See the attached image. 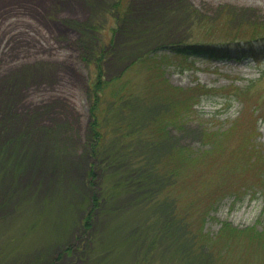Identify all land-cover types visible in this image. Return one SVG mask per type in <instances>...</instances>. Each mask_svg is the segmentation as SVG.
<instances>
[{
	"label": "rangeland",
	"instance_id": "374dc122",
	"mask_svg": "<svg viewBox=\"0 0 264 264\" xmlns=\"http://www.w3.org/2000/svg\"><path fill=\"white\" fill-rule=\"evenodd\" d=\"M121 2L0 0V264H264V165L236 166L264 163V116L235 90L264 95V49L150 52L192 41L194 10L264 22V0ZM147 53L174 84L215 88L166 135L144 129L171 118ZM234 120L209 151L202 122ZM135 126L142 138L126 137Z\"/></svg>",
	"mask_w": 264,
	"mask_h": 264
},
{
	"label": "trees",
	"instance_id": "16d2710c",
	"mask_svg": "<svg viewBox=\"0 0 264 264\" xmlns=\"http://www.w3.org/2000/svg\"><path fill=\"white\" fill-rule=\"evenodd\" d=\"M119 1V0H118ZM122 0L121 3H123ZM120 3V6H121ZM123 5V4H122ZM117 3L113 2V11L117 10ZM120 7L118 8V10ZM121 13V12H120ZM193 16V29L194 34L192 41L189 43H177L170 44L166 46H161L155 50L150 52L155 53L156 50L165 47V51L172 53V55L189 57L191 55H205L207 58H230V57H249L253 59H261L259 55H257V50L264 49V22L258 21H241L234 24L233 21L235 13L224 11V14H220L215 19L211 18H203L199 19L200 16L197 10H194L191 13ZM190 16V14H188ZM183 49V50H179ZM177 50H179L177 52ZM149 52V53H150ZM147 53V55L149 54ZM100 56V55H98ZM99 58V57H98ZM150 63V67H153L156 70L155 75L157 79L153 78V82L158 84L156 88V92H154L155 101H163L169 104L168 108L162 113L170 116V119L164 121L160 119L158 121H151L149 124H145V130L149 128L151 133L155 136L158 135H166L167 127L169 124H174L177 127H180L187 119L191 117L199 115V107L198 105L201 103V100L204 95H208L211 91L215 90L213 87H209L203 83H196L195 85L189 87H183L171 82V80L165 75V69L159 70L156 66V58L152 56V54L148 55V60ZM154 63V64H153ZM154 70V71H155ZM158 71V72H157ZM255 82L250 80L245 87H237L236 97L244 102L243 110L252 112L253 115L256 116H264V95L262 93L252 94L251 88H253ZM101 88L99 84L95 83L94 85V94H98ZM250 94V95H249ZM156 96V97H155ZM257 120L255 119L252 124L251 131H258L257 128ZM218 124V123H217ZM237 121H232L228 127H222L220 124L216 126L211 121H203V140L205 145H209V151L215 152H224V148L228 147V143L226 142V136L230 132H234L236 130ZM142 125V124H141ZM210 125V126H208ZM157 126L156 128H154ZM97 129V127H94ZM130 127L123 128V133L126 137L130 138H142L143 127L135 126L132 130H129ZM127 130V132H125ZM128 131H130L128 133ZM253 135L250 137L252 138ZM253 139V138H252ZM242 147L247 149H253V146L249 143L247 144H238L237 153L239 154L242 150ZM179 160L185 163L190 158H185L184 156H180V154L191 156L190 154L196 153L190 148V146L179 148ZM187 154V155H186ZM236 154V153H235ZM194 155V154H193ZM241 155V154H240ZM239 155V156H240ZM241 157V156H240ZM244 158H247L244 155ZM249 160V158H247ZM237 160H241V158H237ZM252 160V159H251ZM243 160L241 163H236L237 167L242 170H246L247 166L260 167L264 165L262 161L259 160L253 161L252 164H249L250 161ZM260 163V164H259ZM245 164V165H242ZM256 171V170H255ZM250 227L248 229H252Z\"/></svg>",
	"mask_w": 264,
	"mask_h": 264
}]
</instances>
